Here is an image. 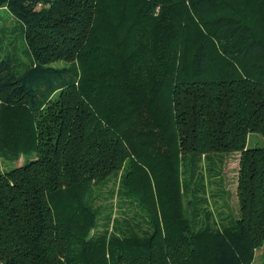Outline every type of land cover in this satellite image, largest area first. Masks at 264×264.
I'll use <instances>...</instances> for the list:
<instances>
[{
  "label": "trees",
  "instance_id": "1",
  "mask_svg": "<svg viewBox=\"0 0 264 264\" xmlns=\"http://www.w3.org/2000/svg\"><path fill=\"white\" fill-rule=\"evenodd\" d=\"M1 9L15 20L0 27V157L26 161L0 172V261L252 264L264 244V0Z\"/></svg>",
  "mask_w": 264,
  "mask_h": 264
},
{
  "label": "rangeland",
  "instance_id": "2",
  "mask_svg": "<svg viewBox=\"0 0 264 264\" xmlns=\"http://www.w3.org/2000/svg\"><path fill=\"white\" fill-rule=\"evenodd\" d=\"M3 10L5 9H1L0 10V14L1 15H5V13L3 12ZM0 15V27L1 26H10L11 23L15 20L14 17L12 15H5L4 17H1ZM8 26V27H9ZM66 63L63 62H59V63H55L56 66H62ZM252 138V142L251 145H253V140L257 137H261V135L259 134H252L251 135ZM239 157L240 154L239 152H233L230 156L227 157L225 165H224V176H225V184H226V189L227 191H229V196H228V200L230 205H233V209L235 211L238 212V206H237V198H236V185H237V176H238V168H239ZM25 156H21L20 159L17 160H11V159H4V157H0V172H4L7 170H10L16 166H19L21 164H23V162H25L26 160ZM114 182V180H112V182L110 183L109 186H112V183ZM107 186H102L101 188V192H100V196L98 199V204H102V206L104 207L102 212L104 214H106L109 211V203L111 201H113L114 203H116V198H110L106 196H103L104 193L106 194V191L109 189V187ZM107 195V194H106ZM227 212V209H225ZM252 264H264V245H262L261 247L256 249V253H255V258H254V262Z\"/></svg>",
  "mask_w": 264,
  "mask_h": 264
},
{
  "label": "crops",
  "instance_id": "3",
  "mask_svg": "<svg viewBox=\"0 0 264 264\" xmlns=\"http://www.w3.org/2000/svg\"><path fill=\"white\" fill-rule=\"evenodd\" d=\"M264 245V244H263ZM255 253H256V251H255ZM0 264H4V263H2L1 261H0Z\"/></svg>",
  "mask_w": 264,
  "mask_h": 264
}]
</instances>
